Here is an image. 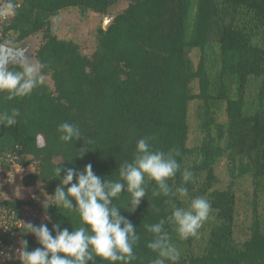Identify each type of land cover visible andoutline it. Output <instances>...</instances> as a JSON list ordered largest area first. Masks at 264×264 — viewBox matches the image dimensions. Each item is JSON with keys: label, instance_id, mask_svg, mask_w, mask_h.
<instances>
[{"label": "trees", "instance_id": "16d2710c", "mask_svg": "<svg viewBox=\"0 0 264 264\" xmlns=\"http://www.w3.org/2000/svg\"><path fill=\"white\" fill-rule=\"evenodd\" d=\"M21 1L17 14L3 28V37L18 44L39 36L34 58L48 65V77L28 97L9 101L0 94V110L18 108L21 112L15 126L0 125V161L5 171L10 165L4 161L7 155L16 157L21 168H34L21 178L22 185H40L50 196L59 184L54 175L58 164L83 170L90 163L96 175L116 179L119 165L133 158L136 142L151 137L154 150L176 148L180 152L181 170L188 168L194 174L187 185L189 197L208 199L214 215L203 248L187 252L179 264H264V228L256 199L250 236L237 246L231 184L223 190L214 188V165L225 157L230 178L250 176L254 194H264V0H128L106 29H96L97 46L91 55H83L74 42L59 39L52 20L67 9L105 15L126 0ZM215 42L219 57L211 74L205 54ZM192 49L200 51L196 67L188 57ZM8 69L19 70V65ZM194 80L197 94L190 91ZM231 85L236 86L234 99L229 97ZM253 90L257 91L254 108L248 97ZM194 100L200 102L197 118L203 140L190 149L186 145L187 110ZM218 100H225L223 125H217L213 117L212 107ZM63 122L77 124L85 137L73 143L61 141L57 127ZM88 138L92 142L85 145ZM85 147L83 158H77L76 153ZM181 183L180 173L170 181L174 188ZM151 188L149 184L148 195L134 211H129L126 192L114 200L140 235L132 264H150L156 256L146 247L152 236L144 225L171 214L165 197L151 198ZM174 202L186 208L190 199ZM7 204L13 208L31 205L24 201ZM50 204L49 198L37 209L50 217L44 223L49 230L57 222L69 231L80 225L76 213ZM165 229L173 243L190 244L192 238L179 240L170 225ZM23 241L29 251L40 247L30 233ZM9 264H19V260Z\"/></svg>", "mask_w": 264, "mask_h": 264}, {"label": "clouds", "instance_id": "9594fccd", "mask_svg": "<svg viewBox=\"0 0 264 264\" xmlns=\"http://www.w3.org/2000/svg\"><path fill=\"white\" fill-rule=\"evenodd\" d=\"M17 10L15 0H0V19L14 17ZM6 65L7 61L0 59V94L9 101L30 96L48 77V65L40 60L24 58L19 61V70H10ZM19 117L18 108L0 110V125L11 128ZM57 132L59 139L68 143L85 137L75 123H60ZM151 139L142 137L136 142L133 158L119 165L116 179L96 175L90 163L83 170L63 168L58 164L54 175L59 184L54 193L47 196L51 200L50 206L76 213L80 225L71 231L61 229L59 222L53 224L51 230L47 224L23 225L40 247L29 251L27 241H21L17 249L19 264H96L97 260L101 264H132L137 259L134 248L140 235L137 227L120 214L121 208L114 200L121 197L122 191L126 192L131 205L129 211H134L148 195L149 184L152 185L151 198L165 197L164 203L171 213L144 225L152 236L146 247L156 254L150 264H179L181 251L165 225L172 227L179 240L197 237L212 207L203 196L189 197L187 185L193 182L194 174L188 168L181 170L177 159L180 152L176 148L154 150ZM91 142L90 138L84 141L85 145ZM86 151V147L82 148L76 157L83 158ZM177 173H180L182 183L174 188L170 181ZM176 199H190V203L186 208L178 207L174 202ZM153 210L159 212L155 206ZM45 219L50 221V217Z\"/></svg>", "mask_w": 264, "mask_h": 264}, {"label": "rangeland", "instance_id": "374dc122", "mask_svg": "<svg viewBox=\"0 0 264 264\" xmlns=\"http://www.w3.org/2000/svg\"><path fill=\"white\" fill-rule=\"evenodd\" d=\"M128 0L121 1L116 5L110 7L105 15L93 14L91 11H79L77 9H67L61 11L55 19L52 20L53 33L59 38L66 42H74L80 48V52L83 55H91L96 46V29L102 27L106 29L108 24L111 22L112 18L126 8L128 5ZM194 14V13H192ZM26 47L28 48L27 59L35 60V51L39 44V36H34L26 39L24 41ZM14 45V44H13ZM219 45L215 42L207 48L205 54V60L207 65V70L211 74L215 72V67L213 68V63L218 61ZM188 57L196 67L200 59V51L198 49H192L188 52ZM213 68L212 71H210ZM235 85H231L229 91V97L231 99L235 98ZM190 91L192 94L198 93V83L196 80L192 81L190 84ZM256 90L250 92L248 97L250 98L249 103L254 108L256 106ZM200 104L199 101L194 100L188 103L187 110V125H188V137H187V147L197 148L201 145L203 140V133L199 128V120L197 118V108ZM225 100L215 101L212 107L213 117L217 125H223L226 123V112H225ZM213 135L216 134V129L212 130ZM16 157L10 155L8 162L10 165L7 170L3 168L0 171V194L2 198H9L12 201H24L26 208H30L31 212L35 215V220L32 222L35 225L44 224L47 219H45L44 214H42L37 209L45 202L49 200V197L41 189L40 185H35L33 187H24L21 183V178L26 174L34 170V168L26 167L21 168L17 165ZM214 172L217 178V183L214 188L223 190L226 189L231 184V189L235 195V215H234V226H233V240L237 246L243 244L250 236V226L253 221L252 214V204L254 198L256 199L257 213L261 221V225L264 228V194L262 192L254 194V187L250 176H241L230 178L229 167L226 162V158H220L214 165ZM12 180L7 186L9 178ZM188 205V204H187ZM188 207V206H187ZM214 222V215L211 212L208 220L203 224L202 228L199 230V235L197 237H192L190 244L182 245V243H176L177 247L181 251V256H185L187 252L200 251L208 236L209 230ZM27 233L24 234V236Z\"/></svg>", "mask_w": 264, "mask_h": 264}, {"label": "built area", "instance_id": "2783aa9c", "mask_svg": "<svg viewBox=\"0 0 264 264\" xmlns=\"http://www.w3.org/2000/svg\"><path fill=\"white\" fill-rule=\"evenodd\" d=\"M18 8L21 6V0H15ZM13 17L0 19V41L3 42V28H5ZM0 42V43H1ZM10 155H7L4 161H7ZM3 165L0 161V171ZM11 203V199L2 198L0 194V264H9L12 260L18 257L17 249L20 247V242L23 241L26 228L23 225L32 223L35 220V215L30 208L21 206L13 208L7 203Z\"/></svg>", "mask_w": 264, "mask_h": 264}, {"label": "water", "instance_id": "95a60500", "mask_svg": "<svg viewBox=\"0 0 264 264\" xmlns=\"http://www.w3.org/2000/svg\"><path fill=\"white\" fill-rule=\"evenodd\" d=\"M24 41L13 45L6 39L0 43V59L7 61V68L12 64L19 65V61L28 57V48ZM11 180L12 178L10 177L5 186H7Z\"/></svg>", "mask_w": 264, "mask_h": 264}]
</instances>
